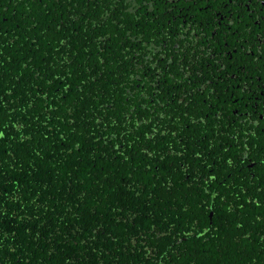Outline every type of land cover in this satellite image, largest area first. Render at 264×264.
<instances>
[{
  "label": "trees",
  "instance_id": "16d2710c",
  "mask_svg": "<svg viewBox=\"0 0 264 264\" xmlns=\"http://www.w3.org/2000/svg\"><path fill=\"white\" fill-rule=\"evenodd\" d=\"M152 13L150 0H0V264H148L144 240L173 244L148 236L150 174L131 173L148 164L138 125L184 106L171 78L196 76Z\"/></svg>",
  "mask_w": 264,
  "mask_h": 264
},
{
  "label": "flooded vegetation",
  "instance_id": "af4514ba",
  "mask_svg": "<svg viewBox=\"0 0 264 264\" xmlns=\"http://www.w3.org/2000/svg\"><path fill=\"white\" fill-rule=\"evenodd\" d=\"M150 8L167 18L168 46L183 50L196 78H171L174 103L186 106L155 105V121L144 132L138 125V137L150 138L137 147L148 164L131 174H150L148 236L173 241L155 251L144 240L140 252L148 264H264V0H150Z\"/></svg>",
  "mask_w": 264,
  "mask_h": 264
}]
</instances>
